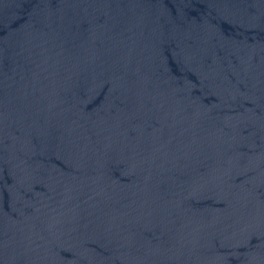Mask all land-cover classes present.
Returning <instances> with one entry per match:
<instances>
[{"label": "water", "instance_id": "water-1", "mask_svg": "<svg viewBox=\"0 0 264 264\" xmlns=\"http://www.w3.org/2000/svg\"><path fill=\"white\" fill-rule=\"evenodd\" d=\"M0 264H264V0H0Z\"/></svg>", "mask_w": 264, "mask_h": 264}]
</instances>
